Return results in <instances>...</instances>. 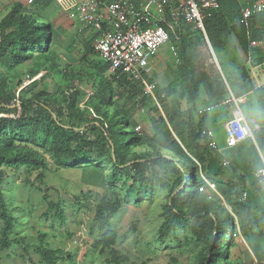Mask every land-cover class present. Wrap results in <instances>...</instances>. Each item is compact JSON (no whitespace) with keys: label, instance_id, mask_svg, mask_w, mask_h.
Segmentation results:
<instances>
[{"label":"trees","instance_id":"16d2710c","mask_svg":"<svg viewBox=\"0 0 264 264\" xmlns=\"http://www.w3.org/2000/svg\"><path fill=\"white\" fill-rule=\"evenodd\" d=\"M218 1L220 7L212 11L211 17L204 21V27L223 76L212 63L208 62L209 58L202 54L200 47L206 46L204 35L184 18L183 8L178 0H172L171 3V7L177 11L176 18L167 15L168 24L165 28L170 32L171 25L176 24L175 36L171 34V38L179 49V56L183 61L179 80L180 93H189L192 99H198L200 91H203L208 99H217L228 95L227 87L235 97L241 96L249 89L245 83L248 78L245 65L237 62L236 69L229 73L222 58L224 38L230 33L235 35L242 49L246 51L245 25L239 23L228 28L223 19L221 0ZM49 2L34 0L31 4L34 13L31 15L24 11L25 6L14 3L8 14L0 20V60L5 57H9L11 61L28 60L32 58L33 52L47 50L51 44L52 25L44 21L40 10ZM133 2L138 7L141 0ZM169 12L170 9L167 8L166 13ZM96 36L97 34L84 46L86 55L95 54L100 57L93 47ZM9 62L5 61V64ZM103 63V68L98 73L99 81L91 97L92 107L97 116L92 118V121L77 108L70 95L62 100L53 99L48 95L43 96L55 102L57 107L55 118L50 111H46V105L37 102L42 94L35 95L36 100L22 99L20 114L16 118H11L9 116L11 113L18 112L17 108H11L14 96L6 95L0 86V217L4 222L0 236V252L14 243L24 249L28 248L24 239H10L14 218L7 209L1 189L5 181L4 168L37 170L46 167L44 158L35 149L28 146L19 147L15 145L16 142L32 141L35 147L41 146L46 152H50L59 164L65 166H74L81 161L92 159L91 147L107 146L112 150L111 157L115 169L107 178L109 188L117 187L122 182V175L130 169L134 170V182L138 184L136 203L145 199L151 200L153 190L146 189L147 183L143 172L142 160L149 154L130 152V148L143 144H149L153 148L159 143L176 155L167 154L168 157H160L159 160L171 164L174 168L177 175L174 190L178 191L161 214L157 240L164 241L174 230L188 228L203 244V253L200 256L202 260L199 264H231L230 253L236 233L234 217L225 206L220 205L221 201L216 197L211 198L205 191L200 190L202 186H199L201 183L197 177L198 166L192 161L190 151L181 137L178 138L182 145L165 128H160L162 133L153 131L150 135L142 129L135 130L138 125L133 121V112L145 107L152 98L145 94L138 81L130 79L126 74L115 72L105 76L104 72L108 71V65L104 61ZM155 92V97L164 103L166 98L162 97L156 88ZM119 100L123 103L121 104ZM33 105L36 109L31 107ZM167 110L165 109L168 122L175 131V121ZM173 113L177 115V110ZM63 118L70 120L71 124L64 123ZM81 123H87L85 131H79ZM162 123H166L164 119ZM182 123L187 124L184 121ZM204 130L207 129L200 128L193 138L195 144L199 137L204 140L205 136L201 135ZM176 198H180L182 203L178 204ZM125 202H129L128 198H125ZM119 207L120 204L116 200H103L98 204L94 217L100 243L103 247L110 248L109 261L114 264H120L127 258L112 248L116 242V233L111 219ZM182 207H186L188 211L184 213ZM228 219L230 226L226 223ZM35 252L47 264H54L62 258L57 252L43 246L35 247Z\"/></svg>","mask_w":264,"mask_h":264},{"label":"rangeland","instance_id":"374dc122","mask_svg":"<svg viewBox=\"0 0 264 264\" xmlns=\"http://www.w3.org/2000/svg\"><path fill=\"white\" fill-rule=\"evenodd\" d=\"M24 11L27 15L34 13L31 5H25ZM58 16V13L43 16L45 22L54 25L51 44L46 51L33 52L32 58L28 60L11 61L9 57L0 60V86L6 95L14 96L11 108L18 110L17 113L9 115L11 118L20 114L22 99L36 100L34 96L39 94L42 96L37 102L46 105V111H50L53 118L56 117L57 107L53 100L46 99L44 95L57 100L70 95L89 121L97 118L91 97L99 81V70L103 68L104 63L98 55H86L84 49L93 34L87 30L79 32L78 24L74 32L67 33ZM72 16L78 22L76 14L73 13ZM175 33V25L172 24L170 32L168 31L170 42L160 49L162 51L165 47L169 50L170 56L164 63L166 70L162 73V78L170 84L179 81L183 66L180 51L171 38V34L175 36ZM172 47L178 52L177 58L172 54ZM201 49L204 56L209 58L205 45ZM5 61L10 62L5 64ZM153 64L154 60L150 74L154 83H158L161 78L158 74L155 76ZM104 75L109 76L110 73L106 71ZM158 88L156 87L157 90ZM31 107L36 109L34 105ZM156 109L155 103L150 101L139 111L133 112V121L136 125H141L146 133H162L160 128L169 131L167 124L162 123V116H159L161 112ZM30 115L33 116L31 112ZM62 121L71 124L67 118ZM87 126V123H81L79 131H85ZM156 129L160 131L157 132ZM217 142L220 146V138ZM15 145L35 149L44 158L46 167L37 170L4 168L5 181L1 189L7 209L14 218L10 239H24L28 248L24 249L14 243L3 249L0 252V264H47L35 252V247L38 246L55 251L62 257L54 264H114L109 261L110 248L103 247L100 243V235L94 222L98 204L107 199L116 200L120 204L111 219L116 233V242L112 248L127 257L120 264L201 262L203 244L188 228L174 230L164 241L157 240L161 214L178 191L174 190L177 176L174 168L171 164L159 160L160 157L176 156L165 145L156 143V147L152 148L149 144H143L130 148V152L149 154L142 162L146 189L153 190V198L140 203L135 202L138 184L134 182L132 169L122 175L121 184L109 188L107 178L115 169L111 157L112 150L107 146L91 147L92 159L81 161L74 166H65L59 164L56 158L41 146L35 147L32 141L16 142ZM194 163L198 166L197 177L201 183L199 186L203 187H200V190L205 191L211 198L216 197L221 201L220 205L229 210L219 196V191L222 192L221 189L224 188L216 186L215 191L212 190L213 187L208 191L204 171L195 161ZM125 198H128L129 202L126 203ZM176 199L178 204L182 203L180 198ZM182 211L186 213L188 209L182 207ZM226 221L230 226L229 219ZM3 225L0 217V236Z\"/></svg>","mask_w":264,"mask_h":264},{"label":"crops","instance_id":"0c3cea01","mask_svg":"<svg viewBox=\"0 0 264 264\" xmlns=\"http://www.w3.org/2000/svg\"><path fill=\"white\" fill-rule=\"evenodd\" d=\"M47 1L50 2L40 10L42 16L47 17L58 13L64 30L67 33L74 32L78 22L71 14L73 12H66L57 0H45V2ZM127 1L135 6L133 0ZM145 2L146 0H141L138 7ZM254 2H261L263 9L255 13L248 25L244 26L246 51L242 49L235 35L230 33L227 38H224L222 58L229 73L236 69L237 62L244 64L248 71V78L245 83L249 89L238 96L244 99L240 107L255 105L264 109V0H221V5L223 19L229 28L239 23L244 24L242 22V10ZM13 3L16 1L0 0V20L8 14ZM87 31L93 34V37L96 34L92 29H87ZM253 42L256 44L253 45ZM205 47L209 52L208 62L215 63V68H218L223 76L213 48L211 47L216 62L211 59L212 56L207 44ZM172 54L174 57H178L175 48L172 50ZM169 56V50L164 47L162 51H158L153 64L155 76L158 74L161 78L158 83L155 82V86L159 87L158 91L161 92L162 97L166 98V101L160 102L157 96L155 97L156 100L152 98L151 101L161 112L170 134L180 144L178 137L185 141L192 159L203 169L208 191L211 188L209 185H213L212 190L214 191L216 186L217 188H224L221 189L222 192L219 191V196L224 205L230 206V211H228L234 217L236 229L230 262L233 264H264V177L255 175L264 166V124L256 131L255 140L247 139L235 147L226 148L224 125L229 120L228 117L234 108L233 98L238 97L232 94L229 87H227L228 95L217 99H208L203 91H200L198 99L190 98L189 93L181 94L178 80L170 84L162 78V73L166 70L164 63ZM165 109H168L167 111L171 113L175 121V131L168 122ZM174 110H177V115L173 113ZM183 121L187 124L182 123ZM200 128L212 130L218 150H213L206 144L207 138L203 140L199 137L196 144L193 142V138L196 137ZM141 129L143 130L142 126ZM218 138H220V146H218ZM224 160L229 161V165L226 167L222 165Z\"/></svg>","mask_w":264,"mask_h":264},{"label":"built area","instance_id":"2783aa9c","mask_svg":"<svg viewBox=\"0 0 264 264\" xmlns=\"http://www.w3.org/2000/svg\"><path fill=\"white\" fill-rule=\"evenodd\" d=\"M23 6L31 5L34 0H15ZM58 4L66 11L73 12L78 18V31L92 29L97 34L93 47L101 59L107 63L108 72H119L138 81L148 96L155 99V83L150 74L152 62L160 48L170 42V37L165 25L168 23L167 15L176 18L177 11L171 7L172 0H146L135 7L127 0H57ZM183 8L184 18L199 29L210 49L212 60L216 57L208 41L204 21L211 17L212 11L220 7L218 0H178ZM169 8V14L166 9ZM262 3L254 2L242 10V22L248 25L252 16L262 11ZM71 13V14H73ZM256 42H253L255 45ZM172 50L174 48L172 47ZM156 100V99H155ZM243 97L233 98L234 108H240ZM209 110V108H207ZM235 119V117H233ZM239 123V119L236 121ZM225 146L232 148L239 143L252 139L245 138L243 129L237 133L231 119L225 125ZM141 131V126L135 128ZM209 147L218 150L213 139L212 130L203 131ZM194 160V159H193ZM195 161V160H194ZM196 162V161H195ZM223 166H228L229 161L224 160ZM257 177H264V166L259 169ZM213 187V185H209ZM230 209V206L227 205Z\"/></svg>","mask_w":264,"mask_h":264},{"label":"clouds","instance_id":"9594fccd","mask_svg":"<svg viewBox=\"0 0 264 264\" xmlns=\"http://www.w3.org/2000/svg\"><path fill=\"white\" fill-rule=\"evenodd\" d=\"M228 118L231 119L237 133L243 129L242 134L245 138L251 137L255 140L256 131L264 124V109L255 105L242 106L233 111ZM237 119H239V123L236 122Z\"/></svg>","mask_w":264,"mask_h":264}]
</instances>
